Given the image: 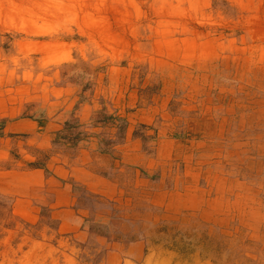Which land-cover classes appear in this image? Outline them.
I'll use <instances>...</instances> for the list:
<instances>
[{"label": "rangeland", "instance_id": "rangeland-1", "mask_svg": "<svg viewBox=\"0 0 264 264\" xmlns=\"http://www.w3.org/2000/svg\"><path fill=\"white\" fill-rule=\"evenodd\" d=\"M0 264H264V0H0Z\"/></svg>", "mask_w": 264, "mask_h": 264}]
</instances>
